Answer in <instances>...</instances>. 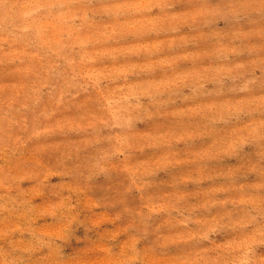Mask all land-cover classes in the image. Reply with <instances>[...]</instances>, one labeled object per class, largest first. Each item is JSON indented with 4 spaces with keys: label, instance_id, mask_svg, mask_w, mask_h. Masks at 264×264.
<instances>
[{
    "label": "rangeland",
    "instance_id": "1",
    "mask_svg": "<svg viewBox=\"0 0 264 264\" xmlns=\"http://www.w3.org/2000/svg\"><path fill=\"white\" fill-rule=\"evenodd\" d=\"M0 264H264V0H0Z\"/></svg>",
    "mask_w": 264,
    "mask_h": 264
}]
</instances>
